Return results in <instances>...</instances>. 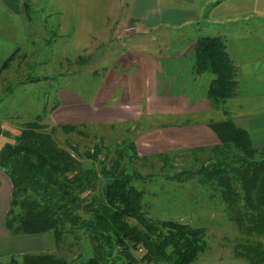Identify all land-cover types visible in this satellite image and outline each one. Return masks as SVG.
<instances>
[{
  "label": "rangeland",
  "instance_id": "374dc122",
  "mask_svg": "<svg viewBox=\"0 0 264 264\" xmlns=\"http://www.w3.org/2000/svg\"><path fill=\"white\" fill-rule=\"evenodd\" d=\"M125 1L30 0L27 14L20 16L23 24L15 33L19 49L11 54L0 72V148L13 142L25 123L34 121L39 131L50 133L56 146L69 152L81 168L97 172L118 161L125 172L148 176L146 183L139 185L144 192L142 201L148 202L143 211L152 219L187 223L203 231L204 250L191 264H248L240 255L241 248L252 245L264 251L262 237L239 231L227 219L224 203L217 192L201 178L185 182L167 178L177 173L194 172L214 162L210 147L195 153L177 149L141 155L136 146L138 149L147 147L144 141L137 142L150 130L165 124H187V120L205 124L230 120L234 126L252 134V147L260 151V157L264 158V121L249 122L258 115L249 111L242 118L237 112L222 106L211 109L205 95L202 97L207 102V110L185 117L149 118V115L139 112L137 105L122 103L123 99L113 106L109 102L105 105L109 111L113 108L129 110V120L127 117L122 121L94 120L84 114L88 108L81 103L90 104L98 94L103 95L105 100L109 95H115L116 89L118 93L119 87L115 89L114 86L119 78L110 68L123 66L121 58L116 57L129 45H135L138 50L144 49L141 51L155 48L158 54L183 46L193 50L194 44L189 41L193 39L194 28L172 33H140L126 24L119 25L123 23L125 13L121 7ZM223 42L226 47L224 39ZM127 58L124 55L125 64ZM258 63V59L253 60L244 71L249 73ZM205 75L211 77L208 73ZM205 83V76L198 80L194 97L202 95ZM247 92L251 91L245 88L243 93ZM125 93L130 94L131 91L126 89ZM71 94L74 99H71ZM230 98L236 100V95ZM63 99H76L79 109L70 111ZM62 125L73 126L75 130L65 133L60 129ZM130 142L134 146L135 157H130L131 153L127 151ZM119 151H122L120 159L117 155ZM99 187L100 182L97 181L94 187L78 194L81 203L76 214L84 221L91 219V210L84 205L93 209L96 207L94 200L100 196ZM7 236L0 235V244L6 243L10 248L9 252L0 253V264H22V257L27 254H50L65 264H81L93 254L92 240L80 230L67 232L58 244L53 242L50 233L38 235L43 250L36 252L22 247V244L28 245L23 242L27 236ZM28 242L35 243L33 240ZM132 255L138 258L141 252L134 250Z\"/></svg>",
  "mask_w": 264,
  "mask_h": 264
},
{
  "label": "trees",
  "instance_id": "16d2710c",
  "mask_svg": "<svg viewBox=\"0 0 264 264\" xmlns=\"http://www.w3.org/2000/svg\"><path fill=\"white\" fill-rule=\"evenodd\" d=\"M11 56L0 65V72ZM193 72L211 75L205 91L209 108L222 106L234 95L236 69L221 38L195 39ZM205 125L218 140L210 148L214 162L167 178L178 182L201 178L217 192L227 219L239 231L264 240L262 153L252 147L248 133L230 120ZM60 129L69 133L75 127L62 125ZM127 151L130 157L136 156L131 142ZM0 170L10 183L8 210L3 217V228L9 236L50 233L58 244L67 232L83 231L94 247L93 254L81 264H191L204 250L202 229L169 219H152L143 211L148 202L142 201L144 192L139 185L145 184L148 176L127 173L118 161L97 172L81 168L69 152L56 146L50 133L39 131L34 121L25 123L13 142L1 146ZM97 181L100 196L94 200V209L84 205L91 210V219L84 221L76 214L81 203L78 194ZM138 249L141 255L137 258L132 252ZM241 249L240 255L248 264H264V251L259 246L245 245ZM22 264L65 262L50 254H27Z\"/></svg>",
  "mask_w": 264,
  "mask_h": 264
},
{
  "label": "crops",
  "instance_id": "0c3cea01",
  "mask_svg": "<svg viewBox=\"0 0 264 264\" xmlns=\"http://www.w3.org/2000/svg\"><path fill=\"white\" fill-rule=\"evenodd\" d=\"M29 3L30 0H0V65L19 49L15 33L19 25L23 24L20 16L23 13L27 14ZM121 8L125 14L123 23L119 25L126 24L136 32L172 33L175 30L181 32L184 29L194 28V36L189 43L194 44L198 37L224 39L225 51L236 69L237 86L234 95L237 101L230 98L221 108L225 107L237 112L242 118L250 111L251 114L258 115V118L247 121H264V0H126ZM132 46L129 45L122 52L130 60L127 58L125 64L124 55L121 54L116 58H121L120 63L123 66L119 69L110 68L116 78H119L114 86L115 89L119 87L118 93H116L117 89H114L115 95L111 94L112 96L109 95L105 100L103 95L98 94L93 97L90 104L80 101L88 108L84 114L88 117L92 116L94 120H126L129 110L113 108V111H109L110 109L107 110L105 105L109 102L113 106L121 99L126 105H137L139 112H144L149 118L185 117L207 110V102L202 96L205 95L210 78L205 74H194L191 48L186 49L188 47L183 46L172 52L158 54L155 48L141 51L144 49L138 50L135 45ZM256 59L259 62L255 67L256 73H254L255 68L246 73L245 67ZM204 76L207 81L204 91H201V96L198 94L194 97L196 84ZM245 88L251 92L244 94ZM126 89L131 93L126 94ZM72 98L74 99V95L71 94ZM65 102H67L65 107L70 111L79 109L76 99ZM250 106L254 108H249ZM150 131L137 142L139 144L140 141H144L148 145L141 149L136 146L137 152L141 155L177 149L189 151L195 148H211L218 144L217 138L205 123L165 124ZM248 135L252 138L251 133ZM9 196V180L0 170V235L3 236H7L3 228V217ZM26 238L27 242L25 239L23 242L28 245L22 244L24 250L33 252L43 250L38 235H30ZM28 240H33L35 243L32 244ZM9 251L8 244H0V253Z\"/></svg>",
  "mask_w": 264,
  "mask_h": 264
}]
</instances>
